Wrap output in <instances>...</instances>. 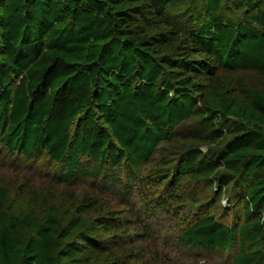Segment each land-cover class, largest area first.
<instances>
[{
  "label": "trees",
  "instance_id": "1",
  "mask_svg": "<svg viewBox=\"0 0 264 264\" xmlns=\"http://www.w3.org/2000/svg\"><path fill=\"white\" fill-rule=\"evenodd\" d=\"M0 150L125 205L154 184L144 203L174 207L178 246L264 264V0H0ZM10 196L0 264H148L113 250L132 210L95 215L84 192L15 213Z\"/></svg>",
  "mask_w": 264,
  "mask_h": 264
},
{
  "label": "rangeland",
  "instance_id": "2",
  "mask_svg": "<svg viewBox=\"0 0 264 264\" xmlns=\"http://www.w3.org/2000/svg\"><path fill=\"white\" fill-rule=\"evenodd\" d=\"M189 1L177 0V7H184ZM58 172L57 165L48 157H42L34 162L0 150V184L9 188L11 193L9 204L15 213L32 208L39 214L49 204H61L62 208L73 209L78 198L84 192H89L101 202V207L93 211L95 215L120 214L123 209L132 210V214L126 220L127 223L132 218H137L132 226L125 227L127 231L117 230L118 241L112 245L115 253L121 246L128 250L132 247L142 249L148 264H230L225 263L220 254L216 253L213 256L203 252L194 254L174 242L173 235L182 225L180 216L174 213V207L171 210L153 207L148 211L144 203L143 192L155 194L156 185L148 184L144 188L138 186L132 201L125 205V200L119 192L107 187H94L91 179L81 177H75L69 183H62L53 177ZM224 199L227 200L226 203ZM222 204L228 207V196L223 198ZM186 210L192 212V207L186 206ZM223 212V209H219L217 215L222 216L225 214ZM229 217L232 219L233 215L230 214Z\"/></svg>",
  "mask_w": 264,
  "mask_h": 264
},
{
  "label": "built area",
  "instance_id": "3",
  "mask_svg": "<svg viewBox=\"0 0 264 264\" xmlns=\"http://www.w3.org/2000/svg\"><path fill=\"white\" fill-rule=\"evenodd\" d=\"M227 200L224 199V203H226Z\"/></svg>",
  "mask_w": 264,
  "mask_h": 264
}]
</instances>
